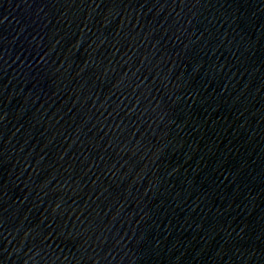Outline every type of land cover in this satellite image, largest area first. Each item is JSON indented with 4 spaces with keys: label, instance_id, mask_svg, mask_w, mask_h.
<instances>
[{
    "label": "water",
    "instance_id": "95a60500",
    "mask_svg": "<svg viewBox=\"0 0 264 264\" xmlns=\"http://www.w3.org/2000/svg\"><path fill=\"white\" fill-rule=\"evenodd\" d=\"M0 264H264V0H0Z\"/></svg>",
    "mask_w": 264,
    "mask_h": 264
}]
</instances>
